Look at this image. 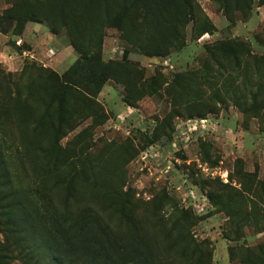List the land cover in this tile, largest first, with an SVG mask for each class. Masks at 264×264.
Here are the masks:
<instances>
[{"label": "rangeland", "instance_id": "1", "mask_svg": "<svg viewBox=\"0 0 264 264\" xmlns=\"http://www.w3.org/2000/svg\"><path fill=\"white\" fill-rule=\"evenodd\" d=\"M0 264H264V0H0Z\"/></svg>", "mask_w": 264, "mask_h": 264}, {"label": "trees", "instance_id": "2", "mask_svg": "<svg viewBox=\"0 0 264 264\" xmlns=\"http://www.w3.org/2000/svg\"><path fill=\"white\" fill-rule=\"evenodd\" d=\"M89 60H90L89 58L81 59L79 65L81 64V66L85 68ZM107 80H108L107 76L103 75V76H93L90 79L85 78L83 80H80V82H75L73 79H71L70 76H68V78L64 82L68 86L77 87L79 89H83L86 86H90L94 88L93 93L98 94L101 92Z\"/></svg>", "mask_w": 264, "mask_h": 264}]
</instances>
